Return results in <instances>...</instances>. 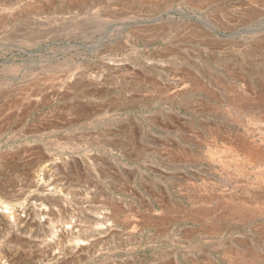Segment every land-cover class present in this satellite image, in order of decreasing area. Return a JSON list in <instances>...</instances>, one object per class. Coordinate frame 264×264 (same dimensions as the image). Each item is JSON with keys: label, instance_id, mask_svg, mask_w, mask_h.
Instances as JSON below:
<instances>
[{"label": "rangeland", "instance_id": "1", "mask_svg": "<svg viewBox=\"0 0 264 264\" xmlns=\"http://www.w3.org/2000/svg\"><path fill=\"white\" fill-rule=\"evenodd\" d=\"M0 264H264V0H0Z\"/></svg>", "mask_w": 264, "mask_h": 264}]
</instances>
